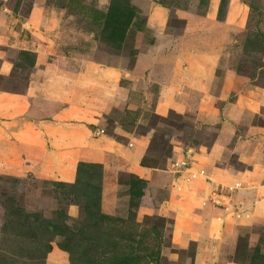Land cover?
<instances>
[{"label": "rangeland", "instance_id": "rangeland-1", "mask_svg": "<svg viewBox=\"0 0 264 264\" xmlns=\"http://www.w3.org/2000/svg\"><path fill=\"white\" fill-rule=\"evenodd\" d=\"M208 1L0 0V35H21L4 45L0 89L22 93L49 68L105 145L98 160L79 152L90 143L3 160L0 264H264V219L250 221L241 190L250 163L264 170V0H242L252 11L224 35L205 14L223 17L229 0ZM175 63L177 98L156 76ZM201 63L213 69L206 92L183 73ZM135 138L132 172L122 150ZM202 163L225 177L215 184Z\"/></svg>", "mask_w": 264, "mask_h": 264}, {"label": "crops", "instance_id": "crops-1", "mask_svg": "<svg viewBox=\"0 0 264 264\" xmlns=\"http://www.w3.org/2000/svg\"><path fill=\"white\" fill-rule=\"evenodd\" d=\"M216 1L217 0H210V2L208 1V4H210L209 7L211 8V6L216 3ZM226 8V12H224L222 15L223 17L219 19H217V17L214 15L215 12H206L207 14H205V17L207 15V17H209L208 22L214 24L215 28L218 29V31H220L222 34H229V32L232 31L239 32L240 27L244 25L246 16L252 11L250 5H248V2L245 4L242 0H229ZM161 15V17L164 16V14ZM4 27L7 26L5 25ZM18 28L20 27H16L14 30H17ZM7 30H9V28H7ZM9 31L4 30V36L0 35V45L3 46H0V74L5 77L7 76L9 70H11V65L6 58V55H4L5 50H7L4 45L9 48H19V42L21 40L19 30V35L17 36V31H15L16 34L14 37L12 34L11 37L8 35ZM158 33H160V31H157V34ZM237 35L240 37L239 33ZM157 36L159 37V35ZM54 47L55 46L52 47V50ZM211 63L212 62H210V64ZM151 65L152 63L149 66ZM203 65L204 63H201L199 68L189 66L187 72L183 73L194 75L193 80H199L198 82L201 83V90L206 92V90L212 86V83L209 81V79L213 75V69L206 63L204 66ZM53 66H55V64ZM183 68L186 67H182L181 63H175L174 65H169L164 70H160V73H156V76L158 75L159 79H162L163 83L166 82V86H163L162 89L164 93L170 94L171 96H176L177 98L179 89L174 93L172 92L174 88L169 85H174V83H176L178 87H182L181 82L185 81V78L183 79L181 74ZM48 69H45V76H47L46 72H49ZM45 76L41 79V81H37L29 75L25 84V89L22 93H11L0 89L1 166L3 160L8 159L9 161H16L18 158H20L22 153L24 155L25 152L27 153L28 157L29 155H34L38 152L40 154L47 153L48 155L54 156V159H61L63 158L61 153H65V150L67 149L65 145L67 143L70 145L90 143V146L93 148L91 153H86L82 150H79V152L88 154L90 157L98 156L95 160L100 159L104 154L103 152L99 151H102L103 147H105V145H102L103 142H101V140L94 141V139L89 138L90 136L87 135L85 130L83 131L84 125L82 126V123L80 122H83L85 116L84 110L82 111L80 108L79 102V104L77 101L74 102L75 98L79 101L78 94L66 93L70 89L69 85L63 87L58 85L54 87L50 86L51 83L54 82L55 77L49 79ZM193 86H196V84H193ZM184 87L186 88V86ZM60 90H63V94L58 93ZM78 91L79 88L76 89V92ZM176 106H178V104H176ZM32 120L37 122V124H35ZM70 129H72V131H70ZM44 137L45 143L48 141V145L46 147L47 149L43 147L45 145L42 146L39 144V142H43L42 140ZM61 139L65 141L62 142ZM95 146H97V149L94 150ZM142 147L143 144L141 143V140L139 138H135L133 141H129L127 149L122 150L123 159L129 160L128 162L131 161V163H129L128 169H130L132 172H137L138 167L136 165V161L140 159L139 156L142 151ZM207 158L208 156L205 158V160H207ZM205 160L200 158V161L202 162H205ZM202 164L205 167L202 170L206 169V172L207 170L208 172H212L213 169L211 166L207 168L205 163ZM49 165L54 164L49 163ZM259 171V161L257 159L256 161H253L252 164L250 163V168H248V170L242 171V174L246 178V182H244L246 184H241L244 203L251 212L250 221H257L258 223L262 222L264 219V182H259L260 179L264 178V170L260 172ZM258 172L260 173L259 177L257 175ZM213 173L216 184L218 179H222L223 174H217L214 170ZM252 179H257V182L253 181ZM210 183L211 182L208 183L206 181L204 185L207 186Z\"/></svg>", "mask_w": 264, "mask_h": 264}, {"label": "trees", "instance_id": "trees-1", "mask_svg": "<svg viewBox=\"0 0 264 264\" xmlns=\"http://www.w3.org/2000/svg\"><path fill=\"white\" fill-rule=\"evenodd\" d=\"M112 32V31H111ZM131 176H132V180H134L135 181V183H136V186L134 185V184H130V186H131V192H134L135 190H137V192H139V184L136 182V181H138L139 182V180L141 181L142 179L140 178V177H138L137 175H135V174H131ZM134 178V179H133Z\"/></svg>", "mask_w": 264, "mask_h": 264}]
</instances>
